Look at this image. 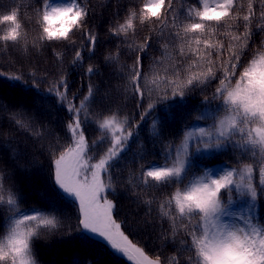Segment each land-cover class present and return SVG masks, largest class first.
Returning <instances> with one entry per match:
<instances>
[{
	"label": "snow or ice",
	"instance_id": "obj_1",
	"mask_svg": "<svg viewBox=\"0 0 264 264\" xmlns=\"http://www.w3.org/2000/svg\"><path fill=\"white\" fill-rule=\"evenodd\" d=\"M38 2L35 11L40 40L75 44L74 30H80L87 40V50L95 52L98 37L86 27L89 9L80 0H68L58 7L51 6L47 0ZM174 4L175 0H143L139 11H132L124 24L110 29L117 36L127 35L128 30L134 28V19L141 23L152 21L160 26L162 35L167 29L169 39L180 42V56L191 53V63L186 69L174 68L170 77L156 75L152 83L157 84V89L146 90L142 58L152 36L144 37L139 46L128 45L134 53L128 75L134 85L137 106L141 108L139 122L122 121L111 108L102 110L97 129L103 130L102 134L89 143L85 129L88 119L83 117V110L95 96L96 86L91 78L99 69L93 66L85 69L84 75L89 79L87 95L79 103L77 94L71 93L67 73L62 70L47 89L49 94L59 98L71 117L64 125L66 139L59 137L55 129L38 120L35 114L29 115L26 103L16 99L9 101L0 92V145L3 146L0 193L8 191L6 203L14 213L9 217L7 233L0 236V264H39L34 245L63 227L56 200L43 205L49 211L34 206L30 210L19 208L18 201L22 203L28 191L26 181L39 171L36 165L43 155L50 160V178L55 188L51 197H66L75 208L76 224L74 227L69 224L62 235L75 232L102 238L131 264H264V224L245 218L241 226L224 219L233 215L228 206L233 202L234 193L249 199V212L255 209L259 198L264 197V0H197L196 5L187 7L183 19L176 14ZM21 8L23 5L0 15V24L10 22L12 25L6 34L0 35V41L16 42L21 37ZM212 28L224 29L227 41L216 39L220 32H210ZM257 33L261 39L253 51L251 45ZM167 46L166 42L163 47ZM55 55L59 61L61 54ZM245 57H249L247 66ZM83 60V50L76 48L73 64L82 66ZM0 77L15 82L17 87L22 83V74L5 76L0 72ZM213 79L218 80V85L211 99L220 100L218 111L224 112V117L211 130L200 127L189 131L180 149L166 152L163 163L142 168L139 177L145 187L184 185L161 207L174 205L173 211L165 215L171 217L176 227L186 229L182 243L187 245L186 251L191 255L185 259L178 250L171 256L163 252L150 256L130 238L123 222L115 215L117 204L109 198L114 192L113 170L127 150L134 129L155 108L152 95L160 91V81L171 90L172 97L184 98L194 88L206 86ZM33 80L34 86L38 84L34 77ZM168 98L167 91L160 96L161 100ZM202 103L208 104L209 99L205 98ZM153 124L155 126V121ZM22 132L32 134L33 147L17 140V134ZM101 143L107 145L104 152L94 155L93 149ZM229 145L244 149L249 160H237L234 166L219 172L209 168L204 169L202 175L192 172L194 155L220 151ZM224 193L229 195L227 202L223 200ZM48 195L46 193V198ZM0 202H5L3 194H0Z\"/></svg>",
	"mask_w": 264,
	"mask_h": 264
},
{
	"label": "trees",
	"instance_id": "obj_2",
	"mask_svg": "<svg viewBox=\"0 0 264 264\" xmlns=\"http://www.w3.org/2000/svg\"><path fill=\"white\" fill-rule=\"evenodd\" d=\"M31 1L35 7L27 14V5ZM80 1L89 9L86 27L98 37L95 52L87 50V40L83 38L80 30H74L72 39L76 42L75 44L40 40L38 17L35 11L39 7L38 0H0V15L8 14L9 9L15 10V7L23 5L19 17L21 37L16 42L0 41V72L5 76L22 74V83L17 87L15 82L0 77V89L5 90L14 99L26 103L29 115L35 114L40 121L43 112L50 113L56 118L52 128L55 129L59 137L66 139L64 125L71 117L59 98L54 94H49L47 89L58 78L62 70L67 73L71 93L77 94V103H79L87 95L89 79L84 75L85 69L88 66L98 68V73L91 78V83L96 86L95 96L83 110V117L88 119L85 124L86 136L91 143L93 139L100 138L102 134L103 130H97L98 117L102 110L111 108L122 121L127 120L132 123L140 121L141 108L137 106L133 91L134 85L128 75L134 62V53L129 49V44L139 46L144 37L152 36L150 47L142 58L143 72L147 77L143 81L146 90L157 89V84L152 83L156 75L170 77L174 68L183 67L186 69L188 63H191L189 60L191 53L187 56H180V42L170 40L167 29L162 35L160 26L152 21L141 23L139 19H134V28L129 29L127 35L121 33L117 36L110 31V29L124 24L129 18V13L139 11L142 8L143 0ZM196 4L197 0H175L174 8L176 14L183 19L187 7ZM10 27H12L10 22L0 24V35L6 34ZM209 31H219L220 35L216 39L227 41V37L223 34L224 29L212 28ZM260 39L261 36L257 33L255 43L251 45L253 51ZM166 42L168 46L165 48L163 45ZM76 48L83 50L82 66L73 64ZM57 52L61 54L59 61L55 55ZM250 55L251 53H249V57ZM249 57L243 58L245 66H247ZM154 61L158 62L154 63ZM217 75L220 74L217 73ZM33 77L35 81H38L35 86ZM217 85L218 80L213 79L206 86L194 88L184 98H180L172 97L171 90L166 88L163 81H160V91L152 95L155 108L144 118L139 127L134 129L135 134L129 140L127 150L121 154V158L113 170L114 192L109 196L117 204L115 215L119 221L123 222L122 225L132 240L142 246L150 256L160 252L171 256L178 250L185 259L191 255L186 251L187 245L182 243L185 239L186 229L182 226L176 227L171 222V217L165 215V212L173 211L174 205L161 207V205L167 204L177 188H183L184 185L169 184L163 187L151 185L145 187L140 182V173L142 168L153 163H163L165 154L170 149L173 152L180 149L190 126L199 122L210 126L218 123L224 112L218 111L220 100L211 99ZM164 91L168 92L169 98L161 100L160 96ZM0 92L9 96L3 91ZM10 96L9 101L14 100H11ZM24 97L39 103L40 113L29 106V102H26ZM205 98L209 99L208 104L202 103ZM146 103L147 101H145V106ZM107 115L106 113V117ZM153 121H155V126ZM16 138L21 144L33 147L31 133H18ZM106 146V143L97 144L93 149L94 155L102 154ZM0 151H3L2 145H0ZM256 151L259 150L256 149ZM249 158V154H246L244 149H237L229 145L220 151L194 155L192 157V172L202 175L204 169L214 165L227 164L232 167L237 160L247 162ZM170 164L171 161H169ZM38 168L40 170L32 178L39 186L40 191H33L30 194L32 189H28L23 197V202L18 201L19 208L30 210L34 206L42 211H49L43 205L51 200H56L63 224V227L59 228L54 235L46 236L39 240L38 245H34L39 264H88L89 261H94V264H129L123 256L112 250L101 238L86 237L75 232L67 236L62 235L69 224L73 227L76 224L75 208L70 206L71 201L66 197L59 195L51 197L50 193L55 191V188L50 178V160L47 155L39 156ZM188 178L191 179V175ZM17 183L19 184V181ZM46 193L49 194L47 198ZM0 194L5 196V202H0L2 205L0 206V236H3L7 233L11 223L9 217L14 213L11 206L6 203L8 191L4 190ZM38 196L40 198L43 196L42 200ZM228 198V193H224V202H227ZM233 202L250 201L247 197H241L234 193ZM255 208L257 211L256 222L264 224V197L259 198ZM177 224H179V220H177Z\"/></svg>",
	"mask_w": 264,
	"mask_h": 264
},
{
	"label": "rangeland",
	"instance_id": "obj_3",
	"mask_svg": "<svg viewBox=\"0 0 264 264\" xmlns=\"http://www.w3.org/2000/svg\"><path fill=\"white\" fill-rule=\"evenodd\" d=\"M81 2V1H80ZM47 3H49L51 6L53 7H58V6H63L64 4L68 3V0H48ZM82 3V2H81ZM35 7V4L31 2L28 3L27 5V9H26V13H30V11H32V9ZM0 91H3L5 92L6 94L9 95V93H7L5 90H2L0 89ZM10 96V95H9ZM9 96L8 99H9ZM17 97V96H16ZM11 100L14 99V97L10 96ZM24 99H26V102H29V106L33 107L36 111H38L40 113V106H39V103H37L36 101H32L31 99L27 98V97H24ZM39 109V110H38ZM42 119L41 121L45 124V125H48L50 126L51 128L53 127V124L55 123L56 121V118H54L50 113H46V112H43L42 114ZM225 113L223 114V116L220 118L222 119L224 117ZM219 119V120H220ZM218 120V121H219ZM200 127H203L205 128L206 130H211L212 129V126L206 124V123H202V122H199V123H196L192 126L189 127V131H193V130H198ZM188 131V132H189ZM187 138V137H186ZM186 140V139H185ZM185 142V141H184ZM184 144V143H183ZM189 146L191 148L192 144H191V141L189 142ZM38 168V165L36 166ZM226 167H230L226 164H220V165H215L209 169H214L216 172H219L221 169H224ZM39 169V168H38ZM40 170V169H39ZM27 185H28V189H32L30 190V194L34 191H40V188L39 186L35 183V180H33L32 177H30L27 181H26ZM33 196V194H32ZM34 198V197H33ZM39 199L43 198V196H38ZM110 199H112L110 196H109ZM38 199V200H39ZM42 200V199H41ZM249 203L250 202H242V203H231L229 206H228V211L230 213H232L233 215H229L227 216L226 218H224L226 220L227 223H230V224H239L241 226L244 225V219L245 218H251L253 223H256L259 225L258 222H256L255 220V215L257 214V211H256V208L254 210H252L251 212H249ZM123 226V225H122ZM124 228V227H123ZM125 230V229H124ZM126 231V230H125ZM127 233V232H126ZM128 234V233H127ZM129 235V234H128ZM131 238V237H130ZM102 239V238H101ZM132 239V238H131ZM139 245V244H138ZM140 246V245H139ZM142 247V246H141ZM119 254V253H118ZM121 256H123L122 254H119ZM126 260L127 258L125 256H123ZM127 262L129 264H131V262H129L127 260Z\"/></svg>",
	"mask_w": 264,
	"mask_h": 264
}]
</instances>
